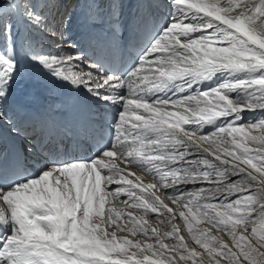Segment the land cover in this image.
I'll return each instance as SVG.
<instances>
[{
    "label": "snow or ice",
    "instance_id": "obj_1",
    "mask_svg": "<svg viewBox=\"0 0 264 264\" xmlns=\"http://www.w3.org/2000/svg\"><path fill=\"white\" fill-rule=\"evenodd\" d=\"M56 6L0 0V98L17 71L3 8L63 40L49 23ZM108 7L117 18L115 0ZM163 7V21L123 69L98 61L84 71L75 44V55L32 50L53 79L113 110L110 142L86 157L45 160L33 173L0 168V264H264V116H244L264 113V0ZM150 214L165 230L148 223Z\"/></svg>",
    "mask_w": 264,
    "mask_h": 264
},
{
    "label": "bare ground",
    "instance_id": "obj_2",
    "mask_svg": "<svg viewBox=\"0 0 264 264\" xmlns=\"http://www.w3.org/2000/svg\"><path fill=\"white\" fill-rule=\"evenodd\" d=\"M7 2H8V0H4V3H7ZM20 2H22V0H20ZM90 3H91V0H83V8H84L85 12L87 13V15L90 18H92V17L96 16V13L98 11L103 9V5L101 6V4H100L101 0H93L92 7L89 6ZM129 8L130 7H128L127 9L129 10ZM136 9H137V6L135 5L133 8V11H135ZM3 11L7 14L8 18L10 17L11 22H12V20L18 18L8 8H3ZM145 12H146V9L140 16H142L144 19L145 18L149 19V13L145 14ZM106 16H107V18H109L108 14H106ZM118 17H119V15H118ZM111 19H116V18L112 17ZM132 20H134V19L132 18ZM71 22L76 24L77 28H80V27H78L79 26L78 23L81 22L80 20L76 21L74 18H72ZM117 23L121 24V18L120 17L117 20ZM20 24H21V26H20L21 28H23V27L25 28V33H26L27 37H28V33L31 32L32 30H34L35 34H37L39 36L40 42L44 41V42L48 43L47 40H44V38H48V40L49 39H56V40L48 43L47 45L45 44V47H43V48H42V46H39L38 43H36L35 47H32L31 44H26V45L24 44L23 39H22V34L19 32L18 33V40H17L18 52L16 54L17 71H16V75L12 81L17 80L16 89L19 92L21 91V89L23 87L28 88L32 94V101L34 103H36L37 105L42 106L49 99V101H47L46 104H51V105H53L54 108H57V105H55L56 100H55L54 96L52 95V93L50 92L51 86H50V84H48V82L52 81L53 77L51 75H49V73L44 68H42L40 65L33 62V60L31 59V56L33 54L32 50H35V51L42 50L43 54L51 53V54H56V55H60L62 53L75 55L77 53L69 51V46L73 45V44H68V40L67 41H65L64 39L61 40L59 35L56 38H52L47 32L40 33L38 31H36L35 29H32V28L26 26L21 21H20ZM136 24H138V23H136ZM57 25L58 24H56V26ZM138 26L140 28V31L143 34L142 38L139 37L141 41L142 40L143 41L148 40L150 33H152L155 30V29H152L151 31H149L142 24H139ZM131 27H132V25H131ZM15 28H18V26H15ZM59 32L63 33L62 27L60 28ZM4 40H5V44H6L7 43L6 37H4ZM30 40L34 41L32 38H30ZM104 44H106V43H104ZM4 46L5 45L2 44L0 46V48H3ZM76 47L78 48L79 46L76 45ZM138 47L140 50L141 47H143V46H140V44H139ZM27 50H29V51H27ZM139 50H138V52H139ZM29 63H32L33 65H35V67L30 65ZM77 63H79L81 65L83 64L81 62H77ZM27 66H28V71L22 72V69H26ZM82 68H83V66H82ZM76 70L78 71L79 69H76ZM83 70L86 71L84 68H83ZM42 79H44L46 82H44V81L41 82ZM78 91L81 94V98L78 100V102H80V103H84L85 101L88 102L89 101L88 100L89 95L83 89H82V91L80 89H78ZM75 102H76V100L70 101V103H75ZM8 106L15 107V99H14V97H12V95L10 93L7 92L5 97L0 98V110H3L5 112V109ZM244 116H245V121H248L249 119L258 120L261 116H264V113L257 110L255 112H245ZM256 134H258V133H256ZM121 167H124V165H121ZM128 167H130L131 171L135 172L137 175H140L142 177V179L144 180L145 184L152 182V177L148 176L147 174L142 172L140 169L134 168L131 166H128ZM113 187H115V185H113ZM157 194L159 195L160 193L158 192ZM124 199H127V197L121 196L120 200L114 201V204L117 207H122L123 205H122L121 201ZM125 210L127 211V209H125ZM137 215H139V213H137ZM155 215L156 214H150L149 216L145 217V219L148 221L149 224L159 227L161 229V231L165 230L166 225L158 224L157 220L154 218ZM161 215H163V214H161ZM177 222L182 223L179 220H177ZM181 234L185 236V240L188 244H190V246H196L194 244V241H192L190 239V237L188 236L186 231L182 232ZM140 238L143 239V237H140Z\"/></svg>",
    "mask_w": 264,
    "mask_h": 264
},
{
    "label": "rangeland",
    "instance_id": "obj_3",
    "mask_svg": "<svg viewBox=\"0 0 264 264\" xmlns=\"http://www.w3.org/2000/svg\"><path fill=\"white\" fill-rule=\"evenodd\" d=\"M145 5V4H144ZM147 7V6H146ZM156 12H158V11H156ZM157 13H155V15H156ZM156 17H157V15H156ZM161 21L160 20H157V25L160 23ZM156 28V26H154L153 28H151L150 29V31L152 30V29H155ZM150 35H151V33H150ZM147 41V40H146ZM146 41H145V43H146ZM144 46V45H143ZM43 48V47H42ZM256 120V119H255ZM247 122V121H246ZM256 133H258L256 130H254L253 131V135H256ZM197 227H199V228H210L211 226L210 225H208V224H206V223H203V222H201L199 225H197ZM211 234L212 235H215V236H217V237H219L220 239H223V240H225V242H227V243H229V244H231V240H230V238L223 232V231H217L216 229H212V231H211ZM187 243V242H186ZM189 246H190V244H188ZM195 247H197V250H201V249H199V246L198 245H196Z\"/></svg>",
    "mask_w": 264,
    "mask_h": 264
}]
</instances>
